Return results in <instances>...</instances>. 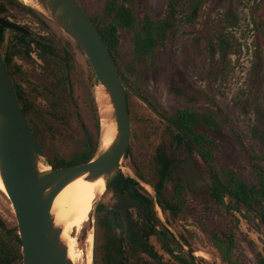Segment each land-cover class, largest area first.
<instances>
[{"label":"rangeland","instance_id":"obj_1","mask_svg":"<svg viewBox=\"0 0 264 264\" xmlns=\"http://www.w3.org/2000/svg\"><path fill=\"white\" fill-rule=\"evenodd\" d=\"M79 1L95 13H103L108 0ZM122 1L119 0V3ZM172 1L175 2L176 17L165 46L154 58L141 64L135 59L134 39L142 29L145 6L156 19L166 14L169 0H136L132 4L137 21L133 29L121 30L119 57L129 78L127 82L138 92L142 90L167 116L190 109L198 113L200 118L213 121V131L221 144L222 178L225 179V168H232L250 184L255 183L258 175L254 166L264 170V40L259 41L257 37L258 30L264 32V0ZM0 4L8 7L9 14L5 15H9L12 21L29 27L35 33L30 55L13 57V63L21 67L16 80L27 93L33 94L32 98L41 108H44L45 101L40 92L43 95L51 93L52 89L57 93L59 104L56 116L42 109L39 111L42 113L39 122L48 151L57 158H69L81 149L87 135L96 136V124L103 120V107L99 100L103 91L94 70L71 37L42 13L21 0H0ZM259 18H262V22L257 27L255 19ZM17 39L14 40L16 43ZM222 39L230 46L226 56ZM39 44H47L52 51L44 52ZM1 46L3 53L14 52V49H6L4 44ZM24 47L20 46V49L24 51ZM68 52L73 56L72 60L67 57ZM127 95L134 131L130 156L133 162L137 156L139 160L148 162L166 124L131 92L128 91ZM110 119L114 120L113 117ZM144 119L150 120L153 125L146 138H141L138 130ZM180 151L183 156L185 150ZM183 157L182 162L186 159ZM131 166L132 163L125 156L120 172L124 170L140 181L148 192L153 193L151 186L145 185L147 182L139 180L129 171L128 167ZM143 170L153 184L150 179L153 172L149 164ZM166 196L170 201H177L181 208L176 217L171 216L172 224L166 221L164 211L158 209L159 228L162 229L164 224L179 237L184 234L188 241L185 248L196 253L194 255L198 262L228 264L223 261L209 235L203 231L205 226L234 231L237 242L234 260L238 264H257L256 253L264 255V222L255 212L246 208L230 213L228 206L232 207V201L229 196L225 198L224 205L211 200L210 211L204 210L201 199L190 190L183 189L177 194L172 182L166 184ZM115 201L113 192L107 187L94 207L85 211L79 207L81 218L77 223L78 230L75 228L73 231L78 239L76 264H88V237L91 233L94 236L96 233L102 235L101 254L104 236L103 228L96 220V207L103 205L109 208ZM132 212L134 219L141 222L142 218L136 215L137 212ZM0 215L8 228L17 226L12 203L1 191ZM236 219L239 220L238 225ZM110 223L114 232L121 229L120 235L124 238L121 218L112 214ZM0 231L5 240L10 239L7 232ZM150 242L166 261H176L155 236L151 237ZM172 244L177 253L183 254L177 244ZM95 246L94 238L93 249ZM197 252H203L205 256ZM144 257L148 258L146 255Z\"/></svg>","mask_w":264,"mask_h":264},{"label":"trees","instance_id":"obj_2","mask_svg":"<svg viewBox=\"0 0 264 264\" xmlns=\"http://www.w3.org/2000/svg\"><path fill=\"white\" fill-rule=\"evenodd\" d=\"M79 2L86 9L96 26L99 28L122 76L129 81V78L125 74L119 59L121 55V30L134 28L137 16L135 6L132 4L135 3L136 0H123L121 3H119V0H108L103 13H95L93 10L87 8L84 3L81 1ZM174 4L175 2L169 0L166 14L163 17L156 19L152 17L148 11V7L145 6L143 26L140 32L135 35L134 39L135 59L138 64H141L147 59L154 58L156 54L165 46L168 32L172 27H174L173 20L176 17ZM257 10L262 11L261 9ZM255 22L258 27L262 22V18L255 19ZM3 31L4 27L0 25V42L4 41ZM257 32L259 41L264 40V32L259 30ZM221 44L226 56L230 46L224 39L221 40ZM67 56L70 60L73 59L69 52L67 53ZM6 63L8 66L11 65L10 57H6ZM10 75L12 81H14L15 85H17L16 77L18 74L13 71ZM18 84L21 86L20 83ZM16 88L18 90L17 93L20 102L30 121L33 131L42 146L47 150L49 160L55 169L79 166L89 162L96 155L101 136L100 121L96 124V136L93 137L91 135H87L86 141L83 142L79 151L75 152L69 158H57L48 151L43 129L41 128L39 122L42 117V113L39 111H42V109H46L49 114L56 116L55 114H57L59 104L57 93L52 89L51 93L49 92L42 95V92H40V96L46 100L44 108H41L35 102L34 97L32 98L33 94L26 93L25 91L22 92V86L21 88L16 86ZM139 91L146 97L142 90L139 89ZM128 107L130 110L129 101ZM130 118L132 119L131 111ZM169 118L176 124L180 131L179 133H176L175 131L170 130L172 135L175 136V139H178V143L181 145L180 150H183L186 147L192 149L191 145L201 142L203 136L205 135L206 139H203L202 141L204 143L203 146L206 153L209 154L210 150L218 148L219 156H221L220 140H218L217 137V139L213 137L216 135L213 131V128L215 127L213 121H210L208 118H200L198 113L190 109L178 111ZM201 122L203 123V126L201 125ZM209 131L212 132V136L209 135ZM167 157L168 156L165 155L164 160L168 163L164 165L163 170L159 175L158 182H153L152 186L157 193L156 201L162 207L166 215V221L169 224H172L171 216L173 215L176 217L181 206L177 201H170L168 199L166 196L165 186L167 183L172 182L176 186L175 188L180 187L181 182H185V179L182 168L172 166V170L169 169L170 164ZM254 167L256 168L258 175L255 183L250 184L242 178L236 170L232 168H225L223 175L225 176V179H223L221 175L220 187L212 193L206 190L203 192V195H210L211 200L216 199L215 201L221 205L225 204V196H229L232 201V207L228 206L230 213H232L233 210L241 211L242 208H246L247 210L255 212L256 215H258V217L264 222V170L257 165ZM137 174L142 176L139 172H137ZM111 186L116 192L126 194L137 200L146 210L148 216L152 219L153 224H150L141 214H139L142 218L141 222L129 216L127 236L126 238H120L118 237V234L113 231L110 223V217L104 206H98L96 220L98 225L103 228L104 243L101 244L102 249L100 254L99 250L102 235L100 233H96L94 264H209L206 261H202L201 263L198 262L194 252L189 254L185 252L184 247L180 244L175 234L166 225L163 224L162 229L158 230L157 227L159 226L158 223L160 220L157 217L155 209V198L140 184V182L134 178L125 177L120 172L112 181ZM179 189L180 188L176 189L177 194L181 193V190ZM203 208L206 211H210L209 203L207 202ZM238 222L239 220L236 219L237 225ZM0 230H3L10 235V239L5 240L0 231V264H23L22 241L19 235L18 225L8 228L5 220L0 215ZM203 231L209 235L211 241L219 250L224 262H227L228 264H238L234 260L237 242L235 239L236 234L233 230L229 228L223 229L217 226H205L203 227ZM153 236L158 238L164 250L176 260L175 262L172 263L170 261H166L163 255L156 250L154 245L150 242V239ZM180 237L183 243L188 246V241L184 234H180ZM172 243L177 244L183 254L177 253V250L174 249ZM144 255L148 258H145ZM256 259L257 264H264V255L261 252L256 253Z\"/></svg>","mask_w":264,"mask_h":264},{"label":"water","instance_id":"obj_3","mask_svg":"<svg viewBox=\"0 0 264 264\" xmlns=\"http://www.w3.org/2000/svg\"><path fill=\"white\" fill-rule=\"evenodd\" d=\"M32 1L37 8L31 7L62 28L86 55L109 98L111 115L116 124L112 141L104 147H101L100 141L96 155L89 162L55 169L34 134L0 51V177L15 211L22 241L23 264H76L69 255V245L63 237L64 225L57 222L53 212L55 198L77 178L85 177L91 181L104 178L108 187L118 176L131 142L128 91L155 116L167 123L169 120L122 76L107 42L79 0ZM0 24L7 28L6 43L10 29L28 32L25 27L13 24L3 16H0ZM185 171L191 187L199 192L201 186L206 185L199 170L188 161ZM153 191L156 196V191ZM116 197L118 200L113 208L123 212L125 230L128 209H136L152 223L140 203L125 195L117 194ZM175 236L186 252H194L185 248L182 239Z\"/></svg>","mask_w":264,"mask_h":264},{"label":"flooded vegetation","instance_id":"obj_4","mask_svg":"<svg viewBox=\"0 0 264 264\" xmlns=\"http://www.w3.org/2000/svg\"><path fill=\"white\" fill-rule=\"evenodd\" d=\"M7 9H8V7L0 4V16H3L5 18H7L13 24H16V25H19V26H23V27H25L28 30V32L26 33V32L20 31V30H16V29H10L9 40H8V43H6L5 33L7 31V28L3 26L4 27V31H3L4 41L3 42H0V51L2 52V54H3L4 58H5V61H6V57H8V58L10 57L11 58V65H9V66L7 65L8 68H9V72L12 73L13 71H15L16 73H20L21 67L17 63L16 64L13 63V57H14V55L15 56L16 55L24 56L25 54L28 55V56L30 55V53H31L30 52V50H31L30 45L33 43L32 41H33V39L35 37V33L29 27H27L25 25H21V24L15 23L14 21H12L9 18V15L6 16L5 14H9ZM15 38H18L17 39V43L14 41ZM27 40H30V41H27ZM38 43L39 42H37V44ZM1 44H4V46L6 47V49H10V48L11 49H14V52L12 53L11 51H9L10 54L9 53H3ZM39 45L41 46V48L43 49L44 52H51L52 51V49L50 48V46H48L47 44H43V45L42 44H39ZM20 46H26V47H24V51H22L20 49ZM72 58H73V56H72ZM12 82L14 84V87L16 89V92H18L16 86L19 87V88H21L22 84L20 86L18 84L19 83L18 81H17V85H15V82L14 81H12ZM21 89H23L22 92L25 91V89H24L23 86H22ZM20 92H21V90H20ZM17 95H18V93H17ZM43 100L45 101V104H46V100L45 99H43ZM153 106L161 114H163V116L165 118H167L169 120V123H167L164 119L159 118L161 121H163L166 124V128L160 134V137H159L160 139H159L157 145L154 148V154L151 157L150 161L144 162L143 160H139V156H137L136 158L135 157L133 158L134 159V162H133L132 161V158L130 156V152L132 150V140H134V136H133V132H134L133 131V120L131 119V122H132L131 142H130L129 149H128L127 154H126V156L128 157L129 161L132 163V166H131L132 168L131 167H128L129 168V171L131 173L135 174V176H137L139 178V180H143V181L147 182V184L150 185L154 189V187L152 186L153 184L149 180V177L144 173L143 167L146 164L147 165L149 164V169H151L152 172H153V175L151 176L150 179H152V181L154 183H157L158 180H159V175H160L161 171L163 170L164 165H166L168 163L167 161L164 160V157L166 155V156H168L167 159L169 160V164H170L169 165V169L170 170H172V168H171L172 166H175L176 168H179V167L182 168L183 169V172H184L185 182L184 181L181 182L180 187H177L176 189L180 188L179 190H181V191L183 189H188V190H190L194 194V196H198L201 199L203 205H205L207 202L210 204L211 203V196L210 195H205V194L203 195V192L207 190L210 193H212L214 190H217L220 187V184H221V170H220V156H219V153H218V148L217 149L214 148V149L210 150L209 151V154L206 153V151L204 149V146H203L204 143L202 141L203 139H206L205 138L206 136L203 134L204 136H203L201 142H199L198 144H194V145L192 144L191 145L192 146V149H190L188 147H186V148L183 149V150H185L184 151L185 154L183 156H186V157H183L182 156V153H179V152H181L180 151L181 145H179L178 139H175V136L172 135V132L170 131V130H173L176 133H179L180 131H179L178 127L169 118L171 116L168 117L165 113H162L154 104H153ZM129 113H130V110H129ZM152 125L153 124H152V122L150 120L149 121L146 120V119L142 120V122L140 123V126H139L138 135L141 138H146L147 132H148V130L150 129V127ZM209 132H210L209 135H211L212 132L211 131H209ZM214 133H215V131H214ZM213 137L216 138L217 136L214 135ZM45 151L47 152L46 149H45ZM182 157L183 158H186V159H184L183 162L181 161V158ZM188 161H191L197 167V169L199 170V172H200L203 180L206 182V185H202L201 186L199 192H196L191 187V185L189 183V180H188V177H187V173L185 171V164ZM137 172H139L142 176H140L139 174H137ZM121 173L125 177L132 178L131 175L130 174H127L124 170ZM138 182H140V181H138ZM111 184H112V182L109 184L108 188L113 192V196L115 197L116 201L109 208H107V207H104V208H105V210L107 209V213H108L109 217L112 214H117L121 218V220H122V226H123V233H124V236H125L124 238H126V236H127V230H128V219H129V216H131V218H134L133 215H132V213H133L132 211L135 210L137 212L136 213L137 216H140L139 214H141V215H143V214L140 213V212H138L134 208L133 209H128L127 212H126V216H127V228L125 230L124 216H123L124 214H123V212L121 210L114 209L113 206L116 204V202L118 200L117 197H116L117 194L125 195V196H128V195L123 194V193L116 192L115 189L111 186ZM140 184L142 185L141 182H140ZM174 187H176V186L174 185ZM149 193L152 194V196L155 198V201H156L157 193H156V196H154V194L151 193V192H149ZM226 197L227 196H225V198ZM129 198L130 199H133L131 197H129ZM133 200H135V199H133ZM214 200H216V199H214ZM135 201H137V200H135ZM98 206H101V205H98ZM98 206H97V208H98ZM155 209H156V211L159 209L160 212H163L162 207L157 203V201H156ZM157 216H158V214H157ZM150 224H153V221ZM157 228H158V230H160L159 226ZM115 232L118 234V237L122 238L121 235H120L121 234V229L120 228H118Z\"/></svg>","mask_w":264,"mask_h":264},{"label":"bare ground","instance_id":"obj_5","mask_svg":"<svg viewBox=\"0 0 264 264\" xmlns=\"http://www.w3.org/2000/svg\"><path fill=\"white\" fill-rule=\"evenodd\" d=\"M22 1L27 5L37 8V6L33 3L32 0ZM101 89L103 91V95L99 96V100L101 107H103L101 113L104 116L103 120H101L102 123L100 141L101 147H104L112 141L116 133V124L112 119H110V115L112 113V106L109 102V98L104 92L102 86ZM106 187V180L104 178H100L96 181H91L87 180L85 177H80L68 184L64 189H62L61 192L55 198L53 204V212L56 216L57 222L64 224L63 237L69 245V255L74 262L75 256L78 252V239L76 238V236L73 235V231L75 228L77 229V223L81 218V212L79 209L81 208L83 209V211H85L91 207H94L96 200L103 196V194L105 193ZM0 191L4 193L6 197H8L1 177ZM94 238L95 236L93 233H91L88 237V264H92L94 259ZM197 254L205 256L203 252H197Z\"/></svg>","mask_w":264,"mask_h":264}]
</instances>
